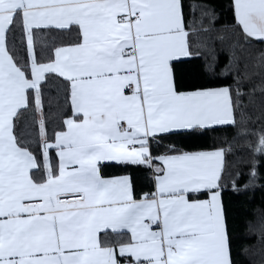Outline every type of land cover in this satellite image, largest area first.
Instances as JSON below:
<instances>
[{
  "label": "snow or ice",
  "instance_id": "6c2138e0",
  "mask_svg": "<svg viewBox=\"0 0 264 264\" xmlns=\"http://www.w3.org/2000/svg\"><path fill=\"white\" fill-rule=\"evenodd\" d=\"M230 8L217 29L184 0H0V264H237L222 194L264 187V52L236 50L264 43V0ZM217 31L230 82L189 81L193 58L215 74ZM210 132L225 145L178 143ZM112 166L147 169L149 191ZM246 233L241 254L264 220Z\"/></svg>",
  "mask_w": 264,
  "mask_h": 264
},
{
  "label": "trees",
  "instance_id": "16d2710c",
  "mask_svg": "<svg viewBox=\"0 0 264 264\" xmlns=\"http://www.w3.org/2000/svg\"><path fill=\"white\" fill-rule=\"evenodd\" d=\"M205 3L209 5L216 13L215 26L220 29L223 25L232 24L234 22V17L232 10L230 8L231 0H184L185 10L189 11L190 5L192 4ZM190 18L199 19L200 12L197 10L194 15ZM207 20L205 19V23ZM213 35L220 36L224 35L226 40L223 44L219 41L216 43V65L215 74L206 72L202 67L204 64L203 58L196 59L193 58L191 63L187 65L188 68H196L197 73H191L187 79L189 81L196 80L201 83H208L211 80L213 83L220 82H230V77H223L220 75V69L224 64L227 63L229 47L231 40L234 39L230 32L217 31ZM68 37H63L57 39V43L67 42ZM237 55H244L247 57L250 64L256 62L257 56L264 52V43L254 41L253 44L247 48L246 51L241 53L238 49ZM253 86L261 84V77L255 76L252 81ZM257 97H259V92H257ZM44 106L45 111L52 115L51 119L53 122L57 121V116L55 114L60 113L64 108V101L62 99V94L58 92L55 82L51 86H46L44 89ZM51 127V124H50ZM178 143L181 146H200V147H210L214 143L218 145H225V141L221 138L219 133H208L205 136L182 139L178 138ZM34 151H39L38 146L34 148ZM54 155V154H53ZM226 161L228 162L229 170L233 173L240 171L242 175L238 177L239 183H244L246 179L247 167L243 164L238 156L228 155L226 156ZM106 175L120 176L128 174L132 177L135 189L137 192L149 191V184L146 176L148 170L141 167H128L127 169L112 166L103 169ZM223 201L228 214L229 228L233 236V253L236 256L237 264H264V242L257 240L256 235H251L248 238V243L254 245L250 248L247 253H240L239 245L242 240L247 235L246 228L249 223L258 225L260 221L264 220V187H258L251 191L235 193L231 188H227L223 194Z\"/></svg>",
  "mask_w": 264,
  "mask_h": 264
}]
</instances>
